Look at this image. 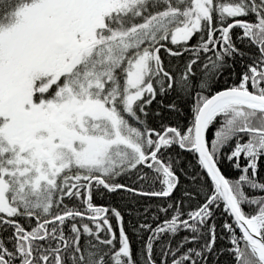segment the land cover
<instances>
[{
	"label": "snow or ice",
	"instance_id": "obj_1",
	"mask_svg": "<svg viewBox=\"0 0 264 264\" xmlns=\"http://www.w3.org/2000/svg\"><path fill=\"white\" fill-rule=\"evenodd\" d=\"M261 160L264 0H0V264H264Z\"/></svg>",
	"mask_w": 264,
	"mask_h": 264
},
{
	"label": "trees",
	"instance_id": "obj_2",
	"mask_svg": "<svg viewBox=\"0 0 264 264\" xmlns=\"http://www.w3.org/2000/svg\"><path fill=\"white\" fill-rule=\"evenodd\" d=\"M242 163H243V161H242ZM258 163H259V165H260L261 170L264 171V160H261V161H259ZM226 175H228L227 172H226ZM237 176H238V173H237L235 170H232L231 175L229 176V178H237ZM96 203H97V204H104L105 201L102 200V199H100V198H97V199H96ZM136 248H137V245L134 243V244H133V249H134V251L136 250ZM221 259H225V258L222 257Z\"/></svg>",
	"mask_w": 264,
	"mask_h": 264
}]
</instances>
